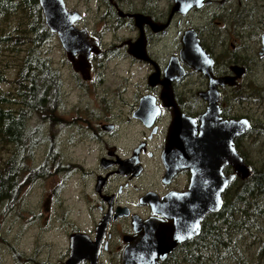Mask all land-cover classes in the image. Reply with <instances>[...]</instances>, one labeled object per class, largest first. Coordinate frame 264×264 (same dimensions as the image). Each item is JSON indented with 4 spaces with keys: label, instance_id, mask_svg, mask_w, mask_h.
<instances>
[{
    "label": "flooded vegetation",
    "instance_id": "1",
    "mask_svg": "<svg viewBox=\"0 0 264 264\" xmlns=\"http://www.w3.org/2000/svg\"><path fill=\"white\" fill-rule=\"evenodd\" d=\"M62 1L66 10L78 12L73 24L95 41L98 52L87 57V79L72 68L64 52L70 75L65 80L72 86L65 88L59 73L52 109L37 115L40 143L47 145L41 164L48 170L40 180L60 176L50 192L54 197L74 181L81 206L66 208L59 201L65 207V247L58 262L69 259L70 236L81 235L74 240L73 264H122L124 249L136 248L142 239L164 242L153 237V224L169 225L171 210L189 189L190 169L171 171L164 152L168 150L167 159L174 158L173 137L179 133L176 127L171 134L175 117L181 120V133L182 123L192 135L199 132L209 105L204 95L209 79L202 72L206 66L211 78L222 80L213 85L215 116L210 119L246 120L248 127L234 136L232 146L249 165L238 147L240 138L255 129L253 121L264 117V0H86L94 2L98 27H91L85 9H71ZM183 39L195 40L203 52L194 49L195 68L181 55ZM76 57L74 53L72 59ZM122 58L145 70V85L130 91L129 97L125 87L103 83L106 64ZM253 83L257 92L249 101L246 88ZM73 89L79 98L67 106L66 96ZM230 172V164L223 165L221 173ZM235 177L241 178L234 174L230 181ZM210 214L201 217L200 228ZM197 234L173 245L162 259L156 257V264H172Z\"/></svg>",
    "mask_w": 264,
    "mask_h": 264
},
{
    "label": "trees",
    "instance_id": "2",
    "mask_svg": "<svg viewBox=\"0 0 264 264\" xmlns=\"http://www.w3.org/2000/svg\"><path fill=\"white\" fill-rule=\"evenodd\" d=\"M51 36L37 0H0V51L19 54L15 76L8 80L12 89L0 90V206L6 208L25 181L47 174L46 164L28 167L41 144L38 126L28 121L52 109L60 88L59 73L41 50ZM2 73L0 84L7 81ZM226 186L219 211L202 219L191 246L182 248L172 264H220L234 250L230 236L264 219V167Z\"/></svg>",
    "mask_w": 264,
    "mask_h": 264
},
{
    "label": "rangeland",
    "instance_id": "3",
    "mask_svg": "<svg viewBox=\"0 0 264 264\" xmlns=\"http://www.w3.org/2000/svg\"><path fill=\"white\" fill-rule=\"evenodd\" d=\"M69 8L81 7L85 9L84 17L88 19L91 27H98L94 2L88 3L86 0H65ZM86 20V19H85ZM15 20H11V24ZM10 27H12L10 25ZM13 28V27H12ZM52 38L43 44L41 50L43 56L49 58L50 63L60 73L63 85L72 86L71 82L65 80V76L70 75L66 62L64 61V50L61 49L57 37ZM19 54L15 51H0V69L2 74L7 77V81L0 84V90H11L12 87L8 80L15 75L17 60ZM145 70L139 65H130L127 59H111L104 69V86L125 87V95L128 96L130 91L136 90L137 87L144 86L146 81ZM247 86V93L253 100V95L257 89ZM264 85V84H263ZM119 88V87H118ZM263 88V87H262ZM77 90H71L66 96V105L75 104L77 99ZM129 97V96H128ZM130 98H127L129 100ZM253 103V102H251ZM239 106L236 105V109ZM263 108H258V112ZM250 113L252 118L255 113ZM37 116L33 115L28 123L37 125ZM253 121V119H252ZM253 128L248 134L240 138L239 152L244 156L246 161L253 170L264 167V117L262 122H255ZM47 148L46 143H41L33 152V162L28 167L38 166L43 161V151ZM28 180V179H27ZM60 180L59 175H51L47 179L34 181H25L20 187L17 197L11 202L9 208L0 206V264H59V258L62 256V250L65 247L64 229L62 211L69 205L75 208L81 207L77 202L76 193L73 186L74 181H69L68 187H61L56 196H52L51 189ZM68 183V182H67ZM59 197L61 198H57ZM62 199V202L60 201ZM62 203L61 206L60 202ZM74 213L70 211L69 216ZM264 219L257 220L255 225L249 229H239L237 233L230 236L229 244L234 248L232 253H227L225 259L220 264H254L260 261L264 264ZM38 245V249L36 247ZM37 249V250H36ZM262 249V250H260ZM235 254V255H234ZM234 255V256H232Z\"/></svg>",
    "mask_w": 264,
    "mask_h": 264
},
{
    "label": "water",
    "instance_id": "4",
    "mask_svg": "<svg viewBox=\"0 0 264 264\" xmlns=\"http://www.w3.org/2000/svg\"><path fill=\"white\" fill-rule=\"evenodd\" d=\"M178 1L180 2V0ZM37 2L44 25L57 37L66 58L72 61V68L80 72L83 79H87V57L90 52L97 54L98 51L95 41L87 36L84 30L77 29L73 24V21L78 18V12L66 10L62 0H37ZM194 41L183 39L180 51L181 55L187 59V64L192 68H195L196 65L194 49L201 55L203 54L199 45L196 46ZM261 41L264 44V35ZM74 53H77V57L72 59ZM202 72L208 75L209 79L208 90L204 93L209 96L207 99L209 105L201 117L199 132L197 136L192 135L191 131H188L182 123L184 134L183 131L181 133L178 124L180 119L175 117L174 119L177 120L174 121V127H171V134L174 130L176 131V127L179 133L173 137L175 149L170 154L174 158L167 159L168 150L164 152L171 171L177 167L190 169L192 177L188 185L189 189L180 198L182 201L178 202L177 207L171 210L169 225L153 224V237L164 242L160 244L154 242L153 244L142 239L136 248L133 246L124 249L121 255L122 264H156V257L162 259L173 245L198 233L201 217L206 213L217 211L221 204L220 192L234 174L241 178L252 174L251 167L241 160L232 146V139L248 127L247 122L242 119H233L232 121L221 120L219 122L214 120L212 123L210 118L215 116V105L212 101L215 91L213 85L215 83L222 84V80L211 78L207 66L206 71L202 68ZM226 163L230 164L233 174L231 172L221 173V168ZM77 236L82 237L81 235L70 236V254L66 264H73L77 259L76 248L73 246Z\"/></svg>",
    "mask_w": 264,
    "mask_h": 264
},
{
    "label": "bare ground",
    "instance_id": "5",
    "mask_svg": "<svg viewBox=\"0 0 264 264\" xmlns=\"http://www.w3.org/2000/svg\"><path fill=\"white\" fill-rule=\"evenodd\" d=\"M249 124V123H248ZM249 130V129H248ZM242 160V159H241ZM252 170V169H251ZM252 177V176H251ZM251 177H249V178H251ZM246 180V179H245ZM219 210V209H218Z\"/></svg>",
    "mask_w": 264,
    "mask_h": 264
}]
</instances>
